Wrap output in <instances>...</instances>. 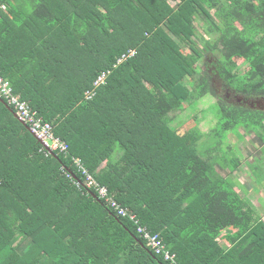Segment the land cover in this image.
I'll return each instance as SVG.
<instances>
[{"label": "trees", "instance_id": "1", "mask_svg": "<svg viewBox=\"0 0 264 264\" xmlns=\"http://www.w3.org/2000/svg\"><path fill=\"white\" fill-rule=\"evenodd\" d=\"M216 52L227 88L264 99V0H0V75L68 144L47 154L0 97V264H169L138 225L180 264H264V218L232 178L242 159L221 146L225 132L253 133L256 173L264 110L217 98L209 129L202 110L173 124L185 103L217 96L201 68Z\"/></svg>", "mask_w": 264, "mask_h": 264}, {"label": "rangeland", "instance_id": "2", "mask_svg": "<svg viewBox=\"0 0 264 264\" xmlns=\"http://www.w3.org/2000/svg\"><path fill=\"white\" fill-rule=\"evenodd\" d=\"M198 26V34H202L206 38H210V35L203 32L202 25ZM202 44V43H201ZM211 55V54H210ZM207 55L205 58H207L208 64L205 66L203 63L201 64L202 70H207L210 75L211 84L213 87V93H215L217 96L215 97L213 94H208L207 96L203 97L201 100L197 101V104L195 106L189 105V103H185V109L176 111L174 116H176V122L173 124L175 127H179V130H184L186 127L193 125L192 122V115L193 111L202 110L203 113H205V117L208 118V122L205 120H202L201 126L203 129L207 130L209 129L210 122H217L218 121V111H217V98H221L224 100H227L229 102H243V97L239 94H235L231 89L227 88L225 86L222 79H220V76L216 73H214V68L212 65L215 62V57H220V53L216 52L215 55L212 54L211 56ZM200 65V64H199ZM196 77V76H195ZM187 81V79H186ZM245 104L250 105L251 107L259 108L264 110V99H250L245 101ZM213 123V125L215 124ZM211 125V127H213ZM204 132V131H203ZM218 132V131H217ZM244 130L240 128L234 129L233 132L223 133V141L224 143L221 144V146L226 147V143H232L231 148L228 149V155L232 156L234 155V151L238 154V156L242 159V164L240 166V169L237 172L232 173L234 183L236 185H244L249 184L250 189L245 190L244 187H238L240 193L247 198L257 209L258 214L264 218V184L261 186L258 184L256 180H258L260 177L262 178L264 173V163L260 164V167L257 168L256 173L252 170L250 164L254 163L256 158L258 157V151L261 150V144L255 141V135L252 134H244ZM232 133V134H231ZM234 134V135H233ZM225 136V137H224ZM242 137V138H241ZM241 138V139H240ZM218 137L211 135L208 142L203 146V148L209 147L212 142H217ZM221 152L222 149H219ZM225 241V240H224ZM223 241V242H224ZM225 246H228L229 243H222Z\"/></svg>", "mask_w": 264, "mask_h": 264}, {"label": "built area", "instance_id": "3", "mask_svg": "<svg viewBox=\"0 0 264 264\" xmlns=\"http://www.w3.org/2000/svg\"><path fill=\"white\" fill-rule=\"evenodd\" d=\"M134 54L135 50H130L128 53L121 56L119 62ZM105 77V73L100 75L99 78L94 81L95 85L105 81ZM86 95L88 98H91L94 95V91L89 90L87 91ZM0 97L6 99L7 104L15 109L19 119L28 125L30 131L41 143L42 149L47 154H52L55 151L58 153L68 152L67 142L54 134L53 125L50 122L45 121L43 117H41L38 112L22 98L20 93L15 92L11 82L2 75H0ZM73 161L76 169L84 176L87 187L95 188L98 195L103 198L119 215L126 216L129 214L128 209L121 206L114 199V197L109 194L107 187L100 185L96 181L94 176L83 164L81 158L74 157ZM67 172L69 177H73V172ZM75 182L77 185H80L79 181L76 180ZM131 218H134V216H131ZM137 231L142 237H144L151 249L156 254L161 255L166 261L169 262V264H180L176 258V255L167 249L166 244L158 233H151V231L142 225H138Z\"/></svg>", "mask_w": 264, "mask_h": 264}, {"label": "water", "instance_id": "4", "mask_svg": "<svg viewBox=\"0 0 264 264\" xmlns=\"http://www.w3.org/2000/svg\"><path fill=\"white\" fill-rule=\"evenodd\" d=\"M52 154H53V153H52ZM73 177H74V178H77L75 174H73Z\"/></svg>", "mask_w": 264, "mask_h": 264}, {"label": "flooded vegetation", "instance_id": "5", "mask_svg": "<svg viewBox=\"0 0 264 264\" xmlns=\"http://www.w3.org/2000/svg\"><path fill=\"white\" fill-rule=\"evenodd\" d=\"M244 101H247V100H244Z\"/></svg>", "mask_w": 264, "mask_h": 264}]
</instances>
